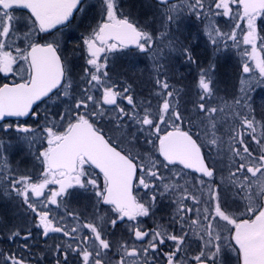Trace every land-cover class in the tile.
Masks as SVG:
<instances>
[{"label": "snow or ice", "instance_id": "obj_1", "mask_svg": "<svg viewBox=\"0 0 264 264\" xmlns=\"http://www.w3.org/2000/svg\"><path fill=\"white\" fill-rule=\"evenodd\" d=\"M156 2L161 36L185 13L233 22L227 32L211 22L206 29L215 49L228 41L237 49L243 45L242 95L233 105L226 103L227 112L211 104L215 68L210 65L201 70L191 101L194 115L184 127L178 93L161 79L154 31L125 13L120 0H99L100 19L82 37L86 66L78 80L59 43L48 36L74 14H86L85 0H0V73L16 78L0 85V121L14 118L0 125L10 137L0 138V191L33 215L45 243L60 234L58 243L36 257L28 243L32 231L23 236L11 231L8 238L20 237L24 244L19 252L0 250V264H39L48 257L51 264H224L225 249L236 253L238 264H264V121L244 110L251 81L264 85V35L257 31L264 0ZM21 38L23 44L17 42ZM172 47L195 62L178 41ZM132 49L150 54L158 65L155 107L151 100L138 103L133 84L121 82L109 68L110 54L129 55ZM53 99L66 107L46 111L41 124L34 106ZM220 114L232 118L223 131ZM141 137L150 146L143 152L136 151ZM11 141L38 162V174L10 166ZM205 147L226 162V175L216 159L209 162ZM79 194L93 209L91 219L67 207ZM160 199L173 206L168 227L147 228L141 218L153 217ZM193 239L199 241L195 249Z\"/></svg>", "mask_w": 264, "mask_h": 264}, {"label": "flooded vegetation", "instance_id": "obj_2", "mask_svg": "<svg viewBox=\"0 0 264 264\" xmlns=\"http://www.w3.org/2000/svg\"><path fill=\"white\" fill-rule=\"evenodd\" d=\"M92 1H96V0H85V13L88 9L87 4ZM149 1V0H148ZM152 3H154L156 6L158 5L157 2L155 0H150ZM178 1H182V0H173L172 2H178ZM132 2V0H131ZM100 5L99 0L96 1V5ZM97 5V6H98ZM89 6V5H88ZM124 6L129 7L130 3L125 2L124 1ZM87 8V9H86ZM158 8V6H157ZM159 9V8H158ZM100 8H98V12H99ZM128 10V8H127ZM125 12V10H124ZM26 10H17V15L20 14H25ZM128 13V12H127ZM129 13H131L129 11ZM93 16V15H92ZM90 15H86L84 13H76L74 14V19L71 20V22L67 25L62 27L59 31L54 29L52 30V35L48 36V40H56L59 45H60V51L63 54V56H65L70 62L72 60V58L74 57L75 62H78V67L77 69V73L78 76H80L82 74V68L85 65V61H84V56L85 53L82 51V45H83V35L86 34V29L85 26L87 27V25H85L82 21H79L78 19H80V17L84 18V19H88L90 17H92ZM148 21H150V19H147ZM151 23V22H150ZM76 26L77 28L75 30H72V27ZM22 31H24L23 27L21 29ZM151 30V29H150ZM153 31V29L151 30ZM160 31H164L163 28H160ZM189 35H192L191 31L188 32ZM44 35V34H41ZM193 36V35H192ZM165 36H161V43L159 45L158 51H162V55L166 56V55H170L171 57L173 56L174 60H175V64H176V68H178V70L180 71V76H183L181 79H179L175 85V90L178 93V98L180 100V110L181 112L184 114L185 116V124L184 127L188 128L189 125L187 123V120L190 116L194 115V110H193V105L191 103V101L195 100L196 97V93L198 92V87H197V83H198V69L199 66L201 65L199 62V47H198V40L196 41V46L194 45L195 43H193V45H191L188 49L191 52V55L193 57V60L195 61L190 62L189 60H187L185 58V56L182 54L181 51H176L173 49L172 44L175 43L176 41L179 42V44L183 47H186L184 45V37H188L191 39L190 36H188L187 33H182L179 34L177 37H171L169 39V43H170V48L169 49H164L162 48V42H163V38ZM18 43L23 44V39L21 38V40L17 41ZM44 41L41 40V43H43ZM187 42V41H186ZM136 50L132 49L130 50L129 56L130 55H135ZM123 53L121 52H117V53H113L109 55V61H112L113 65L118 69V71H116L114 68L112 69L114 73H119L120 74V80L126 79V77H124V74L121 72V67H123L124 65L121 64H117L115 63V61H118V59H116L117 57H119L120 55H122ZM143 56L145 55V57L147 58V61L150 62L151 67H153L155 70L158 67L157 63L154 62V60L149 59V54L146 53H141ZM125 55V54H123ZM160 57L159 60L160 62L163 64L162 58ZM143 59H145L143 57ZM146 60V59H145ZM184 62H186L187 68L190 70V72H187L184 70ZM163 66H167V64H164ZM204 67L208 66V63H204L203 64ZM156 76V74H155ZM162 78L161 79H168V75L166 73L162 74ZM14 78L11 74H8L7 76L3 73L0 74V85H3L4 83H13ZM126 80H121V82H124ZM130 82V81H128ZM216 92H219L218 89L215 90ZM229 91V89H228ZM257 91H260V89H258ZM227 90L223 91L222 93L219 92L218 94H215L214 97L211 100V104L212 106H217V107H225L226 103L228 105H233L234 104V100L236 98H239L241 96V94H227L226 93ZM257 95H261L263 96L262 93H256ZM253 96H251L252 98ZM149 97H147L148 99ZM143 99L146 100V96H143ZM151 99V97L149 98V100ZM190 99V102H189ZM248 97L246 98V103H247V107L244 109L247 112L251 110L254 105H250L248 104ZM119 103H123L126 105V101H118ZM66 107L63 106L62 103H60L59 101H55V99L53 100H49L47 101V103H45L44 101H41L39 103V107H34L36 108V111H38V113L40 114V118L44 117L45 112H62L64 110V108ZM256 108V107H255ZM225 111L227 112V108L225 107ZM261 112H257L255 111L254 115L256 116L257 120H260V116H261ZM27 122L29 121H34L31 117H28L27 119H25ZM225 121H227V123H231L232 122V118L231 115L225 116L223 114H220L218 116V120L217 123L218 125H224V128H222L223 130H226L227 124L225 123ZM9 122H13V120H7L2 122L0 125H3L5 123H9ZM103 125L107 126V121H103L102 122ZM196 125H197V129L201 131V126L199 124V121H195ZM33 126V125H32ZM36 126V124L34 125V127ZM98 126H100L98 124ZM0 138L3 139H10V137L7 136H2ZM227 139V137H225V140ZM203 137L201 136V141H203ZM15 143V141H14ZM149 148V147H147ZM146 148V149H147ZM138 149V148H137ZM208 149V148H207ZM206 148L203 149L206 157L208 158L209 162H211V160L216 159L217 160V168L223 171V174L226 175V169H225V163L221 160V158L219 157H211L210 153L208 152ZM140 150V149H138ZM141 151V150H140ZM142 152V151H141ZM12 153H16L17 158L21 157V159H23V155H24V159H30L32 156L28 154L27 150L22 146V145H18L15 143V147H14V151L12 149L9 150L8 153V159H9V163L10 166L12 168H17L14 165V161H13V157L10 156V154ZM34 159V158H33ZM26 164V163H24ZM193 176L197 175L196 173H192ZM217 180H219V176H217ZM140 194L143 195L142 190L140 191ZM229 202L231 203V199L229 200ZM190 203V202H189ZM69 210H73L76 211L78 213H82L84 217H87L88 219L92 218V207L89 205V201L85 198V194H79L76 197H74L71 202L69 203V205L67 206ZM106 207V206H105ZM60 214L64 213V209L61 208L58 210ZM155 215L153 217L150 218H141L144 220V226L147 228H154L156 227L158 224L159 225H163L164 227H168V222L170 220V217L172 215L173 212V206L170 204V202L166 199H160L157 203L156 208L154 209ZM98 214H102V213H98ZM33 221V215L29 214L28 210L23 207L18 201L8 197L7 195H5L3 193V191H0V250L2 251H13V252H19L22 250V245L24 244V241L22 238L18 237L15 241L10 240L8 237L11 234V231H19L21 232V236H23L24 234H26L29 230L32 231L33 233V239H30L28 241L29 245L31 246V251L33 253L36 254V257H39L41 250H45L47 249V247H49L50 245L54 244V243H58L59 242V235L60 234H52V236L54 237L53 239H48L47 243H45L43 241V239L37 235L38 233V229H36L32 223ZM199 243V241L193 239V244L192 247L193 249H195L196 245ZM34 257V259L36 258ZM222 259L225 263H229L232 262V260H236L238 262V258L236 253L232 252L230 249H225L223 252V256ZM52 261V257H48L44 260H40L39 264H51Z\"/></svg>", "mask_w": 264, "mask_h": 264}, {"label": "rangeland", "instance_id": "obj_3", "mask_svg": "<svg viewBox=\"0 0 264 264\" xmlns=\"http://www.w3.org/2000/svg\"><path fill=\"white\" fill-rule=\"evenodd\" d=\"M96 1H92L91 4L89 2L87 4L88 9L86 8L87 9L86 15H90V16L93 15V16L88 19H84L82 17L78 19L79 21H82L85 25H87V27L85 26L84 29H88L90 25H94L100 19V10L98 12V8H100V5L97 4L98 5L97 6ZM124 1L130 3V6L129 7L124 6ZM210 2L211 0H206V3H210ZM120 3L122 5V10L123 11L125 10V13L127 12L129 13L130 11L131 16L134 17L139 22H141V24L147 23L150 26L148 29L149 31L153 29L155 33L154 39L156 41V45L159 46L161 43L160 28H162L161 26V11L162 10L159 8V6L157 5L159 8L158 9L157 6L154 3H152L150 0L149 1L148 0H132V2L131 0H120ZM174 3L180 4L182 3V1L174 2ZM147 19H150V21H148ZM210 22L213 25L218 26L225 32L231 30L232 23H233L232 21H230L228 18H225V17L212 16L209 19H205L203 16H201L198 19L195 15L185 13L180 16V18L175 24L171 25V28L168 31V35L163 38L164 40L162 42V48L164 49L170 48L171 45L169 43V39L171 37H177L179 34L187 33L188 36L191 37V39L188 37H184V40L187 41V42L184 41V45L187 48L193 45L192 42H194L195 43L194 45L196 46V41L198 40L197 45L199 47V54H200L199 62L201 64L198 69V72H199L198 79H199L201 70L207 69V67L203 66L204 63H208V67L210 65L214 66L212 63V60H213L214 54L217 53L216 55L219 56L220 61L218 62V65H216V67L214 66L215 72L212 74V79L214 81L215 90L218 89V91L221 93L227 90L226 92L227 94H233V95L241 94L240 79L241 77L245 76V74H243L241 70V65L245 60V57L242 55V51H241V49L243 48V45H241L240 49H237L236 47L231 46V47H227L226 51H224L225 46L223 43H221L222 45H220V48L216 51V53H214L211 50V48H214V46L212 45V43H210V38L206 30L207 25ZM20 27L22 29L23 26H20ZM76 28H77L76 26H73L72 30H75ZM190 31L193 36L189 35L188 32ZM257 31L260 35H264V17L258 19ZM163 56L164 55H162V51H159V58ZM173 56L171 57L168 54L164 56V58H162L163 65L167 64V66H163V68L161 69V72L162 74H165V75L167 73L168 75L167 81L170 84V86L173 89H175V86H177L175 85V83L179 79H181L183 76H180V71L178 70V68H176V64H175V60ZM143 57L146 60L143 59ZM149 57H150L149 59L153 60L150 54H149ZM116 59H118V61H115V63L117 64L122 63L124 65L123 67H121V72L124 74V77H126L127 80L123 78L121 80H126L127 82L130 81V83L133 84L134 93H135L137 102L138 103L142 102L141 100L143 99V96H146V100H143V101L144 103H147V101H149V98L151 97L150 100L152 102V105L155 107L157 101H156L155 96L153 95V86H154V81L156 78L155 76L156 70L153 67H151L150 62L147 61V58L145 57V55L143 56L141 53H136L135 55H130V56L122 54ZM206 59L208 60L207 62L203 61ZM71 63L74 65V69H75L74 74L78 80L79 76H78V73H77L78 71L76 68L78 67L79 63L75 62L74 57L72 58ZM109 68L111 69L114 68L116 71H118V69L113 65L112 61H109ZM183 68L185 71L190 72V70L187 68L186 62H184ZM162 77L163 76L161 75V78ZM251 84L253 85L252 90L249 91L247 94L248 99H250L248 100V104L254 105V107L251 109V112L253 114L255 113V111L257 112L259 111L262 113L260 116L261 118L260 120L264 121V85H257L254 79L251 81ZM258 89H260V91H257ZM219 92L215 91V94H218ZM256 93H262L263 96L261 95L256 96ZM251 96L253 97L251 98ZM147 97L149 98L147 99ZM189 102H190V99H189ZM63 106L65 105L63 104ZM40 121L42 124L43 117L40 118ZM27 123L30 125H33V127L36 124L35 121H30V122L28 121ZM200 132H201V136L203 137V139H205V137L203 136L202 126H201ZM2 136L4 135L2 131H0V137ZM4 140L8 142L10 139L9 140L4 139ZM11 143L13 144V147L11 149L14 151L15 143L14 141H11ZM147 147H150V146L144 143L143 137H141L140 145L137 148L143 152V150L146 149ZM205 148L207 149V147ZM138 149H136V151H140ZM211 153H210L211 157H217L215 150H213ZM10 156L13 157L14 165L17 168L22 169V170L26 169L33 174H38V162H36L33 159V157L25 160L24 155H23V159H21L20 155L17 158L16 153H12L10 154ZM34 165H37V167H34ZM225 264H238V262L236 260H232V262L225 263Z\"/></svg>", "mask_w": 264, "mask_h": 264}, {"label": "trees", "instance_id": "obj_4", "mask_svg": "<svg viewBox=\"0 0 264 264\" xmlns=\"http://www.w3.org/2000/svg\"><path fill=\"white\" fill-rule=\"evenodd\" d=\"M210 43H211V40H210ZM231 43H232L231 41L228 42V46H227V47H231V46H232ZM221 45H222V44H221ZM227 47H225L224 51H226ZM211 50H212L214 53H216V51H217L218 49L211 48ZM216 54H217V53H216ZM216 54H214V57H213V60H212V63H213V65H214L215 67H216V65H218V62L220 61L219 56L216 55ZM203 61L207 62L208 60L206 59V60H203ZM207 68H208V66H207ZM217 73H218V72H217ZM143 100H144V99H142L141 101L144 102Z\"/></svg>", "mask_w": 264, "mask_h": 264}, {"label": "water", "instance_id": "obj_5", "mask_svg": "<svg viewBox=\"0 0 264 264\" xmlns=\"http://www.w3.org/2000/svg\"><path fill=\"white\" fill-rule=\"evenodd\" d=\"M156 1V0H155ZM40 102H38V104H39ZM35 107V106H34ZM28 118V117H27ZM27 118H23L24 120L25 119H27ZM14 118H9L8 120H13ZM2 122H4V121H0V124L2 123Z\"/></svg>", "mask_w": 264, "mask_h": 264}]
</instances>
